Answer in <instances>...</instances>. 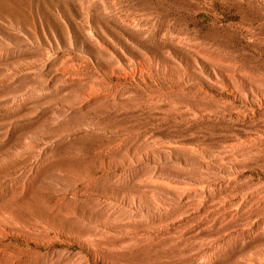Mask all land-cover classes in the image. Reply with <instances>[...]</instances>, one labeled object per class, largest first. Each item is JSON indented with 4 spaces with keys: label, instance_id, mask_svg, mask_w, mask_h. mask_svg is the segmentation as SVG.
<instances>
[{
    "label": "rangeland",
    "instance_id": "374dc122",
    "mask_svg": "<svg viewBox=\"0 0 264 264\" xmlns=\"http://www.w3.org/2000/svg\"><path fill=\"white\" fill-rule=\"evenodd\" d=\"M241 97L264 101V0H0V264H264V154L229 152L264 108ZM200 149L237 172L195 204Z\"/></svg>",
    "mask_w": 264,
    "mask_h": 264
},
{
    "label": "bare ground",
    "instance_id": "6f19581e",
    "mask_svg": "<svg viewBox=\"0 0 264 264\" xmlns=\"http://www.w3.org/2000/svg\"><path fill=\"white\" fill-rule=\"evenodd\" d=\"M210 77L214 78V80H216L217 82H222L223 80H226V82H229V80H228L229 77L224 76L223 71L221 69H219V68H215V71L213 72V74ZM240 101L242 103L243 110L245 112H247V113L248 112L249 113H253L254 109L256 107L257 108H262V109L264 108V101H261L259 99L252 100V99H247L246 97H241ZM174 114L180 116L181 113L175 112ZM259 114H260V112H259ZM191 115L195 116L196 113H191ZM262 115L264 117V110L262 111ZM248 142H250V143L247 144V147L246 146L244 147V146H238L239 144H234V143H236V140L232 141V143L229 145V148H230L229 152L235 154L236 156H244V155H247V154H250V153L258 154V155L264 154V130H262L261 132H255L253 137L250 138L248 140ZM186 143H188V141H185V140H182V139H175V140L170 141L169 143L166 144V146H164V148H162V149H160L158 151L157 156L160 157L159 160L160 161L161 160L167 161V160H172V159L176 158L175 155L177 154V148L183 147ZM200 151L201 152H199V154H194V155H192L191 159H188V160L184 159V161H186L188 164H196L200 168L204 169L206 172L209 171V170L210 171L213 170L214 173L217 176L216 177H212L211 179H207L205 177L204 178L203 177H197V178L185 177L181 182H179L180 184L182 183L180 188H179L181 190V192L179 194L180 195L182 194L184 198H186L187 200L189 199L191 201H193L195 198L197 199V197H198V199H199V197H206L208 192H207V190H205V187H207L208 184L213 179H221L220 176H222V175H225L227 177V179H229V178H232L234 176V174L237 172L236 168L234 166H232V165H231V167H228L226 169V168H224V167H222L221 165H218V164L217 165L210 164L209 162L204 160L205 157L203 159V151L204 150L200 149ZM150 156H153V155L150 154ZM151 160L153 162H156V163L159 161V160L154 159V157H151ZM134 161L139 162V160L137 158ZM130 164H132V163H130ZM153 172H154L153 173L154 175H156V176L159 175L160 178L167 179V180H168V175L171 174V171H167V170L162 171L160 168H158V169L154 168ZM226 177H223V178H226ZM176 194H178V193H176ZM176 194L173 193L172 196H170L171 194L168 195V196L172 197L171 198V200L173 201L172 203L168 199L169 197L168 198L165 197V198H167L166 200H169L170 202L162 199V197L160 196V198L158 199L159 201H158V203H156V207L155 208L154 207L151 208V209H149L148 207H147L148 209L144 208L145 209V211H144L145 214L152 215V214H150L148 212H152V211L154 212L156 210L160 212V210L169 209L170 206H173L171 204L182 202L181 197H179ZM156 198H158V197H156ZM200 200H197V201H200ZM194 202L196 204V201H193V203ZM140 213H142V211ZM140 213H139V215L143 214V213L142 214H140ZM158 214L159 213H157V215ZM7 264H19V263L17 261H13V260L11 261L10 260Z\"/></svg>",
    "mask_w": 264,
    "mask_h": 264
}]
</instances>
